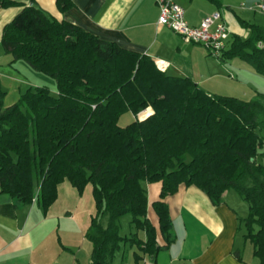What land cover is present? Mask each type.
<instances>
[{"label":"trees","instance_id":"1","mask_svg":"<svg viewBox=\"0 0 264 264\" xmlns=\"http://www.w3.org/2000/svg\"><path fill=\"white\" fill-rule=\"evenodd\" d=\"M12 3L0 0V7ZM245 25L251 35L234 36L220 58H240L264 76V26ZM2 42L15 60L57 84L56 94L29 88L8 107L0 92V188L16 205L36 201L47 212L65 180L80 192L91 184L92 264H111L125 240L151 255L161 248L147 216L146 183L162 184L154 208L167 243L174 235L164 199L180 185L197 186L215 205L233 190L249 205L242 228L264 264V95L251 101L212 95L191 78L160 71L150 56L37 5L6 25ZM146 109L153 114L141 120ZM127 112L135 118L121 126ZM127 214L146 231L145 241L137 232L121 235L119 220Z\"/></svg>","mask_w":264,"mask_h":264},{"label":"crops","instance_id":"2","mask_svg":"<svg viewBox=\"0 0 264 264\" xmlns=\"http://www.w3.org/2000/svg\"><path fill=\"white\" fill-rule=\"evenodd\" d=\"M11 1V5L0 7V92L4 93L5 107L17 103L29 88L47 86L57 93L54 79H47L24 60H15L2 42L6 25L31 5L122 48L146 54L154 61H166L167 74L191 78L212 95L247 101L264 95V76L250 63L237 57L222 60L204 44L188 43L169 27L160 25V8L155 0ZM176 2L184 7L191 26H200L203 19L219 11L222 17L210 30L214 31L221 22L228 25L231 35L226 49L234 36L246 39L251 35V28L245 23L264 26V13L252 9L255 0ZM45 82L48 84H42ZM146 188L147 216L156 228L161 248L151 255L125 240L111 264H260L242 228L249 205L237 192L226 191L223 202L215 205L197 186L180 185L176 193L164 199L174 235V240L167 243L154 208V203L161 200L162 184L150 182ZM96 211L91 184L80 192L65 180L58 186L57 199L47 212L36 201L16 205L0 188V264H92L93 243L86 234ZM131 220L126 225L129 232L123 236L137 232L139 239L145 241L146 231L136 230Z\"/></svg>","mask_w":264,"mask_h":264},{"label":"built area","instance_id":"3","mask_svg":"<svg viewBox=\"0 0 264 264\" xmlns=\"http://www.w3.org/2000/svg\"><path fill=\"white\" fill-rule=\"evenodd\" d=\"M159 5L160 14L158 23L165 25L179 34L188 43H201L209 48L211 53L220 57L226 47V41L231 35V31L225 22L217 25L214 31L210 30L211 25L217 20L221 19L219 11L206 17L201 22L200 26H191L185 17V9L176 0H155ZM252 9L264 13V0H255ZM157 68L166 72L169 63L162 60L155 61ZM147 118V117H146ZM140 119H145L141 118Z\"/></svg>","mask_w":264,"mask_h":264},{"label":"rangeland","instance_id":"4","mask_svg":"<svg viewBox=\"0 0 264 264\" xmlns=\"http://www.w3.org/2000/svg\"><path fill=\"white\" fill-rule=\"evenodd\" d=\"M237 61H240V62H242L241 60H237ZM245 63V62H244ZM42 75H44L45 77H47V79H53L52 77H50V76H48V75H46V74H42ZM42 84H48L47 82H45V83H42ZM54 94H56V92H54ZM148 109V108H147ZM146 109V110H147ZM145 111V110H144ZM143 111V112H144ZM142 113V112H141ZM141 113L139 114V115H141ZM135 117H134V115L131 113V112H127V113H125L122 117H121V119H120V121H119V124L121 125V126H126L127 124H129L133 119H134ZM142 118V117H141ZM130 220H131V215H129V214H127V215H125V216H123V217H121L120 218V220H119V224H120V232H121V234L123 235V234H126V232L128 233L129 232V228L126 226V225H129V222H130ZM103 223L106 225V221H103Z\"/></svg>","mask_w":264,"mask_h":264},{"label":"bare ground","instance_id":"5","mask_svg":"<svg viewBox=\"0 0 264 264\" xmlns=\"http://www.w3.org/2000/svg\"><path fill=\"white\" fill-rule=\"evenodd\" d=\"M151 113H152L151 110H146V111H144V112L141 113L140 117H142V118H146V117H148Z\"/></svg>","mask_w":264,"mask_h":264}]
</instances>
